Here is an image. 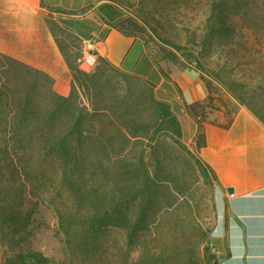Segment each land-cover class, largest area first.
Returning <instances> with one entry per match:
<instances>
[{"label": "rangeland", "instance_id": "374dc122", "mask_svg": "<svg viewBox=\"0 0 264 264\" xmlns=\"http://www.w3.org/2000/svg\"><path fill=\"white\" fill-rule=\"evenodd\" d=\"M120 1L131 21L127 26L139 27L157 65L166 71L193 70L205 89L202 77L214 82L208 71L234 57L221 51L228 49L226 41L264 53V35L252 30L264 27V0H224L230 12L219 14L211 31L214 0ZM221 23L233 26V41L218 29ZM70 43L78 49V43ZM94 68L80 69L91 73ZM84 81L93 96L90 79ZM102 81V95L89 102L85 97V105L107 108L112 117L114 112L136 137L124 144L106 120L107 152L87 154L127 159L74 173L57 166L27 172L0 167V264H18V257L25 261L21 264H34L33 254L47 264H213L221 195L212 174L204 178L197 169L194 144L182 136L181 148L161 130L147 105L151 93L159 99L143 80L106 69ZM113 89L123 102L113 100ZM210 119L225 121L220 114ZM89 120L88 128L102 119ZM146 173L148 184L142 183Z\"/></svg>", "mask_w": 264, "mask_h": 264}, {"label": "crops", "instance_id": "0c3cea01", "mask_svg": "<svg viewBox=\"0 0 264 264\" xmlns=\"http://www.w3.org/2000/svg\"><path fill=\"white\" fill-rule=\"evenodd\" d=\"M124 17V8L108 0H0V55L50 76L53 90L65 97L72 85L68 59L82 68L89 49L152 83L157 98L178 118L182 136L193 143L197 126L184 104L207 95L198 73L162 70L144 40L115 28ZM204 132L206 145L198 154L215 173L221 195L213 236L218 263L264 264V124L239 106L229 128L206 123Z\"/></svg>", "mask_w": 264, "mask_h": 264}, {"label": "trees", "instance_id": "16d2710c", "mask_svg": "<svg viewBox=\"0 0 264 264\" xmlns=\"http://www.w3.org/2000/svg\"><path fill=\"white\" fill-rule=\"evenodd\" d=\"M108 1L124 5L120 0ZM210 12L208 30L211 31L215 28L212 21L219 14H228L230 11L226 1L214 0ZM252 19L248 20L252 22ZM129 23L131 21H126L124 17L115 28L126 36L141 38L138 34L139 27L131 28L127 26ZM221 24L218 29L224 32L229 41H233L236 36L233 26ZM252 30L264 35V27L259 24L252 27ZM226 45L228 49L223 48L221 51L224 50L226 54L234 57L220 60L216 68L208 71L214 82L202 77L206 86V97L193 104H184L186 114L197 126L193 139L197 152L194 156L195 165L204 178H207L210 172L214 181L217 180L215 173L198 154L199 149L206 145L205 124L229 128L239 106L247 108L264 124V53L262 54L261 49L247 47V44L242 42L235 45L226 41ZM239 51L248 52V57L239 56ZM68 65L72 72V85L70 94L64 97L53 90V79L50 76L0 55V167L27 172L57 166L59 170L74 173L87 168L93 169L97 165L100 167L110 164L112 160L115 165L122 164L127 159L126 156L108 155L100 159L87 154L89 150L107 152L110 141L104 136L102 125L106 120L115 128L116 134L124 144L136 136L127 131L120 121L121 117L115 116L114 112L112 117L107 108L96 107L91 102L90 106H86L84 99L86 97L89 102L102 95L106 85L102 78L106 69L127 77L135 76L122 72L103 58L98 59L91 73L82 71L69 59ZM85 78L90 79L94 89L93 96L89 95V85L85 83ZM144 83L150 89L154 88L149 81ZM111 92L114 101L123 102L118 90L113 89ZM38 99L40 104H34V100ZM147 105L161 130L167 133L176 145L185 148L181 142L180 122L170 105L155 99L152 93ZM230 106L235 107L231 112ZM212 114L222 115L225 121L210 119ZM92 118L102 119L101 123H92L88 128L87 124ZM125 149L126 147H122V152ZM149 181L150 177L146 173L142 183L148 184ZM30 258L34 264H47L41 255H29ZM17 261L18 264L25 262L22 257H18ZM213 264H219L217 258Z\"/></svg>", "mask_w": 264, "mask_h": 264}, {"label": "built area", "instance_id": "2783aa9c", "mask_svg": "<svg viewBox=\"0 0 264 264\" xmlns=\"http://www.w3.org/2000/svg\"><path fill=\"white\" fill-rule=\"evenodd\" d=\"M98 58L95 53L87 49L81 59V64L83 67L92 69L96 66Z\"/></svg>", "mask_w": 264, "mask_h": 264}, {"label": "water", "instance_id": "95a60500", "mask_svg": "<svg viewBox=\"0 0 264 264\" xmlns=\"http://www.w3.org/2000/svg\"><path fill=\"white\" fill-rule=\"evenodd\" d=\"M228 192L232 193V189H228Z\"/></svg>", "mask_w": 264, "mask_h": 264}]
</instances>
